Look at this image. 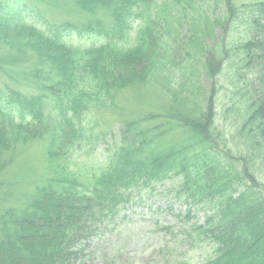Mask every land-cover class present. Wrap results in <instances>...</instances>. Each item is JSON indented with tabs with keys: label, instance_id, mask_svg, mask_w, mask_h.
Segmentation results:
<instances>
[{
	"label": "trees",
	"instance_id": "trees-1",
	"mask_svg": "<svg viewBox=\"0 0 264 264\" xmlns=\"http://www.w3.org/2000/svg\"><path fill=\"white\" fill-rule=\"evenodd\" d=\"M37 1L0 3V264H78L83 242L159 185L182 204L181 231L156 222L167 242L205 248L197 264H264V0H74L95 15L80 22ZM148 84L166 109L131 111L99 168H71L62 157L92 142L91 114L128 110L118 95ZM34 142L50 176L18 196L6 173Z\"/></svg>",
	"mask_w": 264,
	"mask_h": 264
},
{
	"label": "rangeland",
	"instance_id": "rangeland-1",
	"mask_svg": "<svg viewBox=\"0 0 264 264\" xmlns=\"http://www.w3.org/2000/svg\"><path fill=\"white\" fill-rule=\"evenodd\" d=\"M2 1L5 3L7 0H0V3ZM162 1L159 0V2ZM187 1L178 2L179 7L185 5ZM37 3L54 22H80V20H87L83 16H95L85 13L74 0H38ZM202 21L205 22L203 19ZM220 37H224L222 30L214 29L213 38L219 39ZM97 41L99 42V39L93 36L82 38L76 36L72 39V42L78 46H89ZM8 51V48L0 43V56L5 57ZM4 64L8 65L6 61ZM23 66L24 64H21L20 68ZM6 81H8L7 76L0 74V86ZM32 81V79L27 80L28 83ZM205 83L210 82L207 80ZM27 88L26 86L22 89ZM165 100L153 84L130 88L120 93L118 95L119 107L128 110L123 112L111 109L94 111L90 120L92 135L88 136V140L92 142L69 152L68 157L63 156L62 158L71 168L82 170L86 177L88 173L99 168L103 163L102 158L110 154L109 147L117 139L115 129L120 118L129 116L131 111L135 113L149 109L165 110L167 106H165ZM218 101L216 104L220 106L230 101L224 90L221 91ZM48 157L47 146L43 142L29 143L16 152L6 174L16 186L15 189L19 191L18 196L23 194L21 190L27 191L32 180L43 178L44 181L46 176H50L47 175L49 173ZM170 185H173L172 180L166 182L167 187ZM156 188L155 193H146L140 197L138 202L124 206L126 208L120 209L113 220H106L103 227L100 226L97 232L83 242L82 246L85 245L86 252L80 257L78 264H104L112 261H116L117 264H166L167 261H173L176 258L189 259L197 264L199 260H202L206 254L205 248L187 251L189 245L186 242L179 248L176 247L183 238L182 232H177V237L167 242L168 238L171 239V232H162L156 222L160 221L170 226L173 223L174 231L179 230L181 219L177 217V213L179 205L182 206V204L177 201L175 195L171 194L172 192L164 191L165 187L159 185ZM167 243H170L169 247H166Z\"/></svg>",
	"mask_w": 264,
	"mask_h": 264
}]
</instances>
